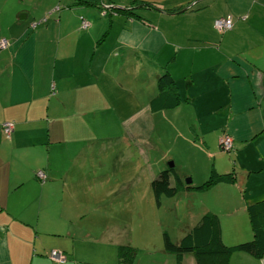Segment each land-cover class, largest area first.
<instances>
[{
	"label": "crops",
	"instance_id": "1",
	"mask_svg": "<svg viewBox=\"0 0 264 264\" xmlns=\"http://www.w3.org/2000/svg\"><path fill=\"white\" fill-rule=\"evenodd\" d=\"M227 17L233 27L219 33L214 22ZM0 39V264H106L92 252L118 242L100 215L106 198L138 190L139 163L149 166L142 186L151 189L161 165L173 160L175 169L177 146L213 162L197 163L192 186L213 170L234 175L233 183L183 190L185 228L211 213L226 245L252 240L247 206L264 200V0H0ZM166 71L180 103L153 111L147 96ZM142 123L176 132V141L140 146ZM53 250L65 260H52ZM187 261L195 264L194 255ZM228 264H264V254L236 252Z\"/></svg>",
	"mask_w": 264,
	"mask_h": 264
},
{
	"label": "rangeland",
	"instance_id": "2",
	"mask_svg": "<svg viewBox=\"0 0 264 264\" xmlns=\"http://www.w3.org/2000/svg\"><path fill=\"white\" fill-rule=\"evenodd\" d=\"M143 82H146V84L143 85V88L150 89V80L148 79ZM153 96L155 97V94H150L147 97L150 98ZM139 103L142 106L146 101L143 99L141 100L140 98ZM159 124L164 126L166 123L160 122ZM142 126L143 129L139 130L138 135L140 146H146L148 139H150L155 145L163 148L165 144L172 146L176 141L174 138L177 134L176 132L171 131V133H169L168 130L164 131L159 125H156V129L153 130L152 128H148L149 123H142ZM184 130L187 134V129ZM120 132L122 133L123 130ZM109 135L110 134H108L106 141H110ZM124 135L123 140H127L128 143H131L130 132H127ZM141 141L146 142V144ZM172 149L175 151V161H177V164L174 163V167L177 170L176 166H182L183 170H180V172L177 170V172L182 177L185 184L186 180L191 179V174L198 173L199 169H197V163L201 164L203 162L205 168H208L209 164L213 165V162L210 163L203 161L204 158L202 159L203 156H198L197 149H191V147L188 146L185 148H179V146H177ZM111 152L112 151H108L107 153V161L112 157L110 156ZM125 152L126 150L123 148L120 154L123 157L122 159L126 156ZM153 157L157 158V154L153 153ZM88 159H91V157ZM94 161L97 163L99 160L96 158ZM170 162L174 161L171 160L164 165H161L163 166L162 169H169ZM141 164L139 163V167L132 171V173L137 174L139 178L138 190L133 191L131 196L114 198V202L111 201L113 199L112 197H107L105 207L100 208V215L102 219L105 218V224L116 226V228H108L107 226V230L108 235H111L112 239L115 238L118 241L117 244L111 245L112 243H106L98 245L96 248L93 244L94 250L92 252L105 258L106 264H119L117 261L118 245L129 244L137 249V258L133 264H153L152 259L160 261L163 264H177L176 256L164 251V234H168L172 242H176L184 233L183 231L187 226V222L184 221H186V217L189 215L186 208L188 199L185 197L183 190H181L174 197H161L159 200L160 203L158 204L152 190H147L142 186L144 183V180L142 179L147 176L149 166H142ZM91 167H93V165ZM193 198L198 199L195 200L196 204H199L202 199L199 195ZM87 201L93 203L92 194H89ZM100 215L89 217L91 220L90 222L93 224L98 223L101 220V218H99ZM83 245L85 247L87 246V248L93 246L86 243ZM186 264H189V262L187 261Z\"/></svg>",
	"mask_w": 264,
	"mask_h": 264
},
{
	"label": "trees",
	"instance_id": "3",
	"mask_svg": "<svg viewBox=\"0 0 264 264\" xmlns=\"http://www.w3.org/2000/svg\"><path fill=\"white\" fill-rule=\"evenodd\" d=\"M144 5L158 8L155 4ZM157 87L158 93L150 102L153 111L172 109L178 106L180 98L175 81L169 72L166 71L158 76ZM171 179H173L174 183L171 182ZM223 182L233 183V173L219 174L213 170L203 184L192 186L191 184L186 185L176 169L172 168L161 170L151 181L150 186L159 204V200L163 196L174 197L181 190L202 191ZM247 213L253 232V238L248 242L234 246L226 245L222 239V229L218 217L207 213L201 217L196 226L185 228L184 233L176 242H172L168 234L165 233L164 251L175 255L177 264L182 263L185 255H194L195 264H228L230 255L236 252L261 257L264 254V200L248 205ZM136 251L137 249L129 244L119 245L118 263L133 264L137 258Z\"/></svg>",
	"mask_w": 264,
	"mask_h": 264
},
{
	"label": "built area",
	"instance_id": "4",
	"mask_svg": "<svg viewBox=\"0 0 264 264\" xmlns=\"http://www.w3.org/2000/svg\"><path fill=\"white\" fill-rule=\"evenodd\" d=\"M88 24L86 23V21H82V26L86 27ZM34 26V24H33ZM214 27L216 28V30H218L219 33H224L228 30H231L233 27V21L230 17L227 18H219L217 20H215L214 22ZM7 47V41L5 39H1L0 40V49L6 48ZM13 123L11 122H6L4 124H2V131L4 132L5 136L7 138L11 137V133L13 131ZM220 146L222 147V149L226 152L231 151V149L233 148V140L230 136L228 135H224L221 137L220 139ZM37 178H39L41 181H44L46 176L44 174V172L39 171L36 174ZM50 258L54 261L57 262H63L65 260V256L56 250H53L50 254Z\"/></svg>",
	"mask_w": 264,
	"mask_h": 264
},
{
	"label": "water",
	"instance_id": "5",
	"mask_svg": "<svg viewBox=\"0 0 264 264\" xmlns=\"http://www.w3.org/2000/svg\"><path fill=\"white\" fill-rule=\"evenodd\" d=\"M170 168H172L173 167V163L172 162H170ZM191 183V179H188V180H186V184H190Z\"/></svg>",
	"mask_w": 264,
	"mask_h": 264
}]
</instances>
